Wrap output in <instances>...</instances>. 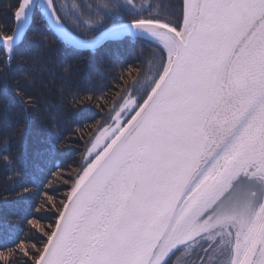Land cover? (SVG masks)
<instances>
[{"label":"snow or ice","instance_id":"obj_1","mask_svg":"<svg viewBox=\"0 0 264 264\" xmlns=\"http://www.w3.org/2000/svg\"><path fill=\"white\" fill-rule=\"evenodd\" d=\"M8 7L11 26L0 23L3 82L17 55L29 66L17 82L32 85L43 70L41 51H18L38 18L76 48L131 39L158 52L90 129L74 180L58 177L72 180L62 199L47 180L41 199L28 202L36 184L24 180L28 160L17 155L33 113L47 122L33 168L42 171L65 144L63 89L58 102L15 89L24 116L0 133V165L21 181L14 195L25 202L27 230L0 236V264H264V0H181L178 13L138 0H104L88 11L55 0ZM69 23L85 38L75 39ZM68 95L73 122L89 104L104 107L91 89Z\"/></svg>","mask_w":264,"mask_h":264},{"label":"trees","instance_id":"obj_2","mask_svg":"<svg viewBox=\"0 0 264 264\" xmlns=\"http://www.w3.org/2000/svg\"><path fill=\"white\" fill-rule=\"evenodd\" d=\"M14 2L15 0H0V23L11 26L12 13L8 6ZM71 2L75 4V7L79 6L84 11H88V5H102L104 0H55L58 8H63V4ZM138 2L151 3L154 10H159L158 6L163 4L167 10L175 13H178L181 7V0H138ZM67 27L75 35L85 38L82 35L85 32L84 29L77 28L72 23H69ZM92 34L88 33V35ZM43 36H47V41L42 39ZM18 51L19 53L41 51L45 61L44 68L35 73L34 84L29 85L24 80L17 82L22 72L29 71V66L22 63L20 55H17L7 81H0V133L10 131L11 127L24 116L19 99L15 96L17 87L42 100L46 98L56 102L60 100L61 89H63L64 104L68 110V120L62 125L64 135L68 138L65 144L47 159L42 171L33 168L32 153L41 146L40 141L47 135L44 114L33 113L32 130L27 138L26 149L24 145L18 146L17 155L18 162L25 158L28 160L27 167L24 168V180L34 179L36 184V190L28 197V202L36 203L41 199V193L45 190L43 184L47 180H51L57 189L56 198L62 199L70 190L78 169L86 163L85 153L92 135L90 129L94 130L97 122L105 116L113 99L123 94L124 89L132 84L140 73L149 72V62L156 58L158 49L151 41H132L131 39L109 41L97 49L73 48L61 40H56L46 24L40 22L38 18L33 21ZM66 65L70 66L68 73L63 71ZM128 65L132 67L128 68ZM85 89H91L98 97H101L98 103L104 107L89 104L86 112L73 122L71 115L73 109L68 103L70 100L68 93ZM52 172H57V176L53 177ZM9 175L10 169L0 165V236L6 231L23 236L27 230V225L24 223L25 202L14 195L19 190L21 181L15 178L9 179ZM61 175L66 178L71 177L72 180L67 185L58 183V177ZM53 220L54 218H45L46 223ZM190 259L196 261L197 257L192 254Z\"/></svg>","mask_w":264,"mask_h":264},{"label":"water","instance_id":"obj_3","mask_svg":"<svg viewBox=\"0 0 264 264\" xmlns=\"http://www.w3.org/2000/svg\"><path fill=\"white\" fill-rule=\"evenodd\" d=\"M68 30H69V29H68ZM69 31H70V30H69ZM70 32H71V31H70ZM71 33H72V32H71ZM98 35H99V34H97V36H98ZM72 36H73L75 39H83L82 37H79V36L75 35L74 33H72ZM108 41H113V40H101L100 43L98 44V46L95 47V48H77V49H97V48L101 47L102 45H104L105 43H107ZM63 42L66 43L67 45L73 47L70 43L65 42V41H63ZM74 48H76V47H74Z\"/></svg>","mask_w":264,"mask_h":264},{"label":"rangeland","instance_id":"obj_4","mask_svg":"<svg viewBox=\"0 0 264 264\" xmlns=\"http://www.w3.org/2000/svg\"><path fill=\"white\" fill-rule=\"evenodd\" d=\"M144 4H147V3H144ZM75 7V4L73 3V2H71V3H68V4H63V8L64 9H72V8H74ZM152 60H154V59H152ZM151 60V61H152ZM150 64V63H149Z\"/></svg>","mask_w":264,"mask_h":264}]
</instances>
